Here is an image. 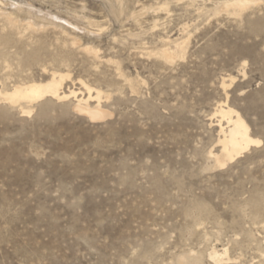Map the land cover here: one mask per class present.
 Listing matches in <instances>:
<instances>
[{"label":"rangeland","instance_id":"obj_1","mask_svg":"<svg viewBox=\"0 0 264 264\" xmlns=\"http://www.w3.org/2000/svg\"><path fill=\"white\" fill-rule=\"evenodd\" d=\"M224 1L0 0V87L62 71L112 113L0 98V264H264V0ZM221 103L261 142L219 167Z\"/></svg>","mask_w":264,"mask_h":264},{"label":"bare ground","instance_id":"obj_2","mask_svg":"<svg viewBox=\"0 0 264 264\" xmlns=\"http://www.w3.org/2000/svg\"><path fill=\"white\" fill-rule=\"evenodd\" d=\"M256 2H258V0H225L224 2H222L221 7L228 13L234 15H241V12L246 7ZM219 7L217 9H219ZM215 12L217 11L215 10ZM8 19V21L12 23L13 20L11 19V17ZM27 23L29 26L32 27V23L30 21H27ZM170 42L174 43V49H172L170 46L166 48L164 47L163 49L156 52L157 56L169 62H171L176 57H183L187 45L186 40H183V42H177L176 39L173 41H165V43ZM84 50L90 52L91 54L93 53L94 56L98 58L97 51H95L92 47L87 46L84 48ZM67 77H69V74L66 72L52 71L49 74L48 78L44 81H28L25 83L14 85L10 89L0 87V98L8 102L10 105H18L22 112L30 113L31 106H33V103L40 101L44 98L63 100L67 99L70 96H73L76 99L74 109L80 113H84L91 120H102L112 114L106 109H104L101 105V99L103 97L108 98L109 95L104 94V92H102L100 89L91 87L90 85L84 82H81L80 84L84 88L85 93L80 92L79 94L71 88L65 91L63 90L62 85L63 81ZM231 80L233 79L231 78ZM224 81L225 80L222 81V85L225 84ZM77 94H79L80 96H78ZM216 112L220 116V119L218 120L219 134L217 139V145L219 146V150L216 153L210 150L208 154L212 158L214 166L220 167L224 166L227 162L233 160L235 157L240 156L242 153L247 151L250 146L257 145L261 141L260 139L251 135L249 125L241 116V114L237 110H235V108L233 109L225 103H221L218 105ZM210 257L214 260L221 259V255H219L218 252L215 250L210 253ZM187 260L188 258L185 257L182 259L180 258V260H178V263L181 262L184 264L185 262L186 264ZM191 261L197 262V259L192 258Z\"/></svg>","mask_w":264,"mask_h":264}]
</instances>
